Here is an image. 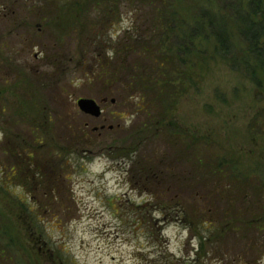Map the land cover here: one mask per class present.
<instances>
[{"label": "rangeland", "instance_id": "374dc122", "mask_svg": "<svg viewBox=\"0 0 264 264\" xmlns=\"http://www.w3.org/2000/svg\"><path fill=\"white\" fill-rule=\"evenodd\" d=\"M56 3L0 0V264H264V225L243 234L190 231L141 192L142 169L156 176L146 179L150 185L170 193L157 197L160 203L187 199L186 178L178 177L188 171L191 177V169L166 131L139 147L136 140L123 147L130 129L140 123L146 129V112L140 115L136 99L127 98L123 77L106 86L95 73L102 61L118 71L114 44L124 32L144 31L152 11L121 4L114 7L116 19L106 22L90 9L93 28L101 32L92 40L102 46H86L81 36L80 49L66 26L67 16L76 13L73 0ZM205 40L202 57L179 55L198 67L206 61L195 74H180L186 90L159 129L170 122L189 135L209 137L215 148L232 153L242 174L264 181V69L257 85L249 72L234 70L216 54L211 38ZM134 61L128 54L122 66ZM80 97L95 99L102 115L82 113ZM154 153L155 161L147 162ZM249 184L242 187L246 200L235 190L213 201L215 215L252 211Z\"/></svg>", "mask_w": 264, "mask_h": 264}, {"label": "trees", "instance_id": "16d2710c", "mask_svg": "<svg viewBox=\"0 0 264 264\" xmlns=\"http://www.w3.org/2000/svg\"><path fill=\"white\" fill-rule=\"evenodd\" d=\"M60 1L57 0V6L60 5ZM121 4L133 9L135 7L139 12L152 11L150 15L152 22L144 31H139L137 35L124 32L119 38V44L113 43L115 50H112L119 59L118 71L111 69L105 65V61H102L99 70L95 73L106 86L113 82L119 83L118 75L123 77L124 93L127 98L132 96L136 99L137 112L140 115L142 112L151 113V116L144 113L148 118L146 129H144L146 123L145 125L140 123L139 128L136 127L133 131L130 129V140L123 142V147L130 148L135 140L139 147L140 143H147L149 136H156L159 130L166 131L171 137V143L169 137L166 138V142L171 147L175 148V145L179 147L177 154L188 165V169H191V177L189 171L178 177L186 178L187 199L173 200L175 202L170 203L168 198V201L160 203L161 199L157 197L167 198L170 193L166 191L164 194L153 184L150 185L146 179H156V176L149 177L147 174L148 178L142 169L141 192L147 191L153 202L160 204L161 212L165 216L173 212L174 220L183 222L190 231L194 227H200L203 232L211 233H220L227 228L232 233L240 231L243 234L250 230L260 232L264 225V198L259 196L264 195V181L251 176V172L244 171L242 174L243 171L239 169L232 153L226 155L220 147L215 148L213 146L215 142L209 137L189 135L181 129H175L176 126L174 127L170 122L166 125L168 129L159 128L160 124L167 121L168 112L172 109L176 97L186 90L180 74L183 72L186 75L195 74V70L197 68L201 70V64L206 61L199 60L198 67L197 61L188 59L185 61L179 55L185 54L184 57H187L196 54L192 56L202 57L203 52L199 47L202 46V41H207L206 38L214 41L216 45L214 51L225 59L231 68L249 72L250 79L257 85L260 84L258 82H262L263 78L258 74L264 69V0H85L83 2L73 0V9L76 13L79 11V15L73 13L72 16H67L66 26L72 34L70 37H73L74 48L78 46L81 49V36L85 38L86 46L97 47V44L102 46L101 40L97 43L96 40H92L93 35L96 36L98 33L100 35L101 32H98V28H93L92 24L96 17L89 18L90 9L96 12L95 16L98 19L101 18L100 15H104L106 22H110L116 19L114 7ZM54 19L51 18V21ZM56 40L61 39L57 37ZM110 43V39L107 40V46ZM128 54L134 55L135 61L130 65L122 66ZM175 54L180 57V61L173 57ZM186 62L187 68L182 69L181 64L186 66ZM183 78L190 80V76ZM259 78L262 80L260 81ZM256 118H252L249 125L252 129L256 128L254 125L257 122ZM156 155L154 153L153 159L146 161L154 162ZM248 183L250 187L252 186L255 197L252 211L248 213L246 211L245 216H242L230 209L220 217L215 215L213 201L229 198L235 190L239 191L242 199L246 200L247 188L242 189V187ZM181 192L182 189H176V193Z\"/></svg>", "mask_w": 264, "mask_h": 264}, {"label": "water", "instance_id": "95a60500", "mask_svg": "<svg viewBox=\"0 0 264 264\" xmlns=\"http://www.w3.org/2000/svg\"><path fill=\"white\" fill-rule=\"evenodd\" d=\"M113 101V100H112ZM77 106L85 114H89L93 117H99L101 114V110L99 105L90 98H80L77 101Z\"/></svg>", "mask_w": 264, "mask_h": 264}, {"label": "flooded vegetation", "instance_id": "af4514ba", "mask_svg": "<svg viewBox=\"0 0 264 264\" xmlns=\"http://www.w3.org/2000/svg\"><path fill=\"white\" fill-rule=\"evenodd\" d=\"M0 94H1V92H0Z\"/></svg>", "mask_w": 264, "mask_h": 264}]
</instances>
